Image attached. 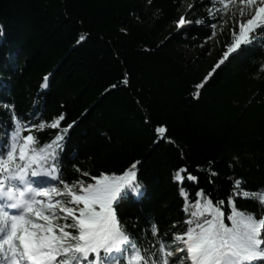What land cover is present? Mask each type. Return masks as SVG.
I'll list each match as a JSON object with an SVG mask.
<instances>
[{"label":"trees","instance_id":"1","mask_svg":"<svg viewBox=\"0 0 264 264\" xmlns=\"http://www.w3.org/2000/svg\"><path fill=\"white\" fill-rule=\"evenodd\" d=\"M193 1L188 14L189 0H0V139L13 127L4 106L15 105L24 121L60 114L62 126L76 121L61 158L68 182L88 180L73 165L96 176L140 161L143 195L130 194L116 209L137 237V221H155L161 233L185 231L184 200L173 181L181 166L198 177V185L183 184L190 199L204 189L214 202L225 200L226 216L229 177L264 190V31L257 29L205 82L238 23L210 41V24L221 19L207 10L220 5ZM181 15L202 23L177 29ZM158 126H166L172 143L160 138ZM54 135L46 129L38 139ZM236 204L260 213L253 200Z\"/></svg>","mask_w":264,"mask_h":264},{"label":"snow or ice","instance_id":"2","mask_svg":"<svg viewBox=\"0 0 264 264\" xmlns=\"http://www.w3.org/2000/svg\"><path fill=\"white\" fill-rule=\"evenodd\" d=\"M230 2L233 0H208L210 5H220L215 11L207 10L210 18L222 19ZM194 7L189 5L188 14ZM231 11L233 18H248L238 21V32L233 29L232 43L205 82L231 54L251 43L257 29L264 31V0H234ZM175 23L177 29H185L202 21L181 15ZM210 27L215 35L216 24ZM122 82L127 84V78ZM47 86L45 75L42 87ZM4 107L13 127L0 139V264H264V190H248L242 178L229 177L232 188L226 216L225 200L214 202L204 189L190 199L183 184L198 185V177L186 165L181 166L173 181L184 200L185 231L161 233L155 221L150 220L147 227H139L137 221L133 225L139 228L137 237L121 222L116 209L130 194L143 195L144 186L137 178L140 161L120 174L101 172L96 176L73 165L88 180L68 182L61 176V158L65 138L76 121L62 126L63 114L51 121H24L16 115L15 105ZM46 129L55 130V135L40 141L38 135ZM155 131L161 139H168L166 126ZM197 168L203 171L199 165ZM217 175L210 172V177ZM236 198L256 202L259 215L238 208Z\"/></svg>","mask_w":264,"mask_h":264},{"label":"rangeland","instance_id":"3","mask_svg":"<svg viewBox=\"0 0 264 264\" xmlns=\"http://www.w3.org/2000/svg\"><path fill=\"white\" fill-rule=\"evenodd\" d=\"M233 2H234V0H233ZM233 2L229 3V11L223 15V18L219 22L215 23L216 24L215 35H213V37L210 41H214V40L218 39V37L221 33H223L224 31H227L229 29V26L232 24L233 21H237V23H238V21L240 19H247L248 18L247 16H245V17L237 16V17L233 18L232 11H231L232 7H233ZM193 3H194L193 0H189L188 9H189V5H193ZM224 21H227V23H225Z\"/></svg>","mask_w":264,"mask_h":264}]
</instances>
